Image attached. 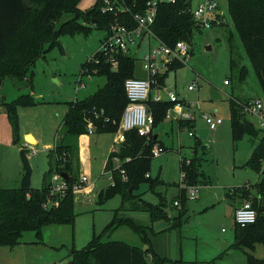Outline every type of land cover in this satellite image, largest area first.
<instances>
[{"label":"rangeland","instance_id":"rangeland-1","mask_svg":"<svg viewBox=\"0 0 264 264\" xmlns=\"http://www.w3.org/2000/svg\"><path fill=\"white\" fill-rule=\"evenodd\" d=\"M97 2L98 0H83L79 7L81 11L87 12ZM219 2L227 24L194 31L192 44L188 45L191 55L186 64L170 72L165 89L158 91L164 98H167V92H175L180 100L187 102L184 112L192 115L195 120V135L190 136L189 129L173 119L166 118L160 123L155 134L160 136V141L167 150L160 157L153 158L150 172L152 180L133 190L137 199L129 202L119 212V217L133 219L145 226L154 254L175 264H205L210 261L215 264H247L244 251L231 248L235 242L234 208L239 203L236 195L233 196L232 189L247 187L253 197H258L260 193L257 186L259 175L247 167L253 150L259 144V138L245 136L241 141L233 140L230 101L263 99V93L231 20L228 0ZM72 18V14L66 13L60 18L58 25ZM86 26L91 29L88 34L65 33L59 37L58 46L50 49L46 44L45 55L33 68L32 88L27 83L16 85L11 78L0 83V171L2 167L12 166L20 157L18 147L12 144L14 130L3 102H12L29 93L37 101L34 106L18 107L20 134L30 132L40 139L31 158L35 174L32 179L33 188H41L44 174L50 169L49 151L44 149V144L49 143L54 148L65 134L62 124L68 104L95 93L106 83V79L99 76H84L82 84L78 83L83 65L100 50L106 34L103 29L92 24ZM152 46L159 45L152 41ZM147 51L146 41L139 51H133L136 58L135 73L141 78L147 75L143 69ZM244 67L247 73L245 80H241V70ZM226 80L230 83L229 86L225 85ZM212 89L217 90L222 98L213 100ZM207 114L220 117L223 124L217 130H211L204 119ZM246 118L257 129H262L256 117L247 115ZM100 135L103 136L97 146ZM91 137L94 171L90 181L98 179V183L95 184L88 203L76 206L78 216L74 234L72 232L67 246H61L57 250L47 246L32 248L35 254L29 264H69L72 261H68L71 248L75 246L77 250H83L87 247L94 236L101 234L111 223L115 211L122 206V200L118 196L103 206L98 204L97 197L101 190L111 185L109 177L100 169L115 136L95 134ZM196 142L206 146L204 156L201 150L193 154L190 147ZM192 157L199 159V171L204 175L197 185L199 192L196 197H192L188 189L184 193L185 184L181 173L182 158L190 163ZM74 176L78 177L79 172L76 171ZM16 186L15 182L0 183L3 188ZM183 194H186L184 202ZM139 197L155 208H163L170 219H174L182 208V205L179 208L174 206V202L181 199L188 211L185 223L177 228L173 220L160 218L152 221L148 212L138 209L141 203ZM261 201L264 205V196ZM110 241L137 244L144 250L148 248L142 238L127 226L118 228L104 238V242ZM258 249L264 256V246L259 245Z\"/></svg>","mask_w":264,"mask_h":264},{"label":"trees","instance_id":"trees-1","mask_svg":"<svg viewBox=\"0 0 264 264\" xmlns=\"http://www.w3.org/2000/svg\"><path fill=\"white\" fill-rule=\"evenodd\" d=\"M82 1L0 0V83L6 78H11L16 85L27 83L32 88L33 68L37 61L45 55L46 44L50 49L58 46L59 37L65 33L88 34L91 29L86 25L92 24L105 32L116 22L133 26L135 17L144 13L150 0H109L118 7L117 16L112 12H102L105 0H98L95 7L87 12L81 11L79 7ZM188 7L187 0H176V3L167 1L158 3L153 31L167 46L174 47L178 41L191 45L194 31H201L195 27L194 19L187 11ZM228 8L235 30L260 83L264 99V0H228ZM66 13L72 14L73 18L58 25L62 15ZM117 61L118 65L114 68L102 53L96 52L83 65L81 75L104 77L106 83L95 93L68 104V111L62 124L65 134L49 151L50 169L44 175L42 188H32L33 172L28 158L29 151L21 149L22 173L19 187H0V247L18 246L26 232H35L38 241L42 242V231L50 225L74 226L78 215L75 202L76 193L72 186L80 178L74 176L78 171L79 138L87 135L89 121L93 122L97 134L117 133L122 115L129 102L125 82L129 78L138 77L135 73V57L119 54ZM184 65L185 63L182 62H174L164 74L156 78V84L160 88L165 87L170 72ZM246 73L247 69L244 67L241 70V80H245ZM180 102L185 103L184 100ZM244 102L246 101L236 99L230 101L232 136L235 142L241 141L245 136L259 138V144L253 150L247 167L262 175L263 180L257 183L261 198L253 197L247 187L232 189L233 196L236 195L243 201L252 202L257 212V221L246 228L235 224V243L231 248L243 250L247 264H264V259L254 255L257 245L264 246V205L261 201L264 196V129H257L242 114L240 103ZM36 104L37 101L30 93L23 94L12 102H3L14 130L12 144L19 145L22 140L19 131L18 107ZM146 104L154 116V132L167 118L168 111L176 106L174 102H155L152 99ZM178 123L194 133V120L180 119ZM155 135L153 133L148 139L139 136L135 130L130 131L126 133L125 142L110 154L106 171L115 167L114 157L120 158L121 161L132 158V161L122 165L126 179L119 170L113 172L115 185H110L98 194V204L103 206L118 196L122 200V206L115 211L111 223L101 234L95 235L87 247L83 250L71 249L73 264H175L154 254L145 226L133 219L119 217V212L123 207L137 199L134 191L130 193V188L135 190L140 184L152 180L150 174L153 160L152 150L157 144L164 147L158 138L155 139ZM191 149L194 155L199 150L202 156L206 153V146L200 142H196ZM191 159L190 163L183 158L181 160V173L185 174L182 180L185 184L184 193L187 188L199 185L201 179L204 178L199 171V159L193 157ZM54 173H67L70 176L68 181L70 189L57 206L45 208L44 204L49 199L50 182ZM182 200L183 202L186 200V194H183ZM142 201L139 197L141 203L138 209L148 212L152 221L160 218L173 220L174 226L181 228L187 219L188 211L181 199H179V206L174 205L178 208L182 205L174 219H170L163 208H155ZM122 226H127L138 234L148 248L144 250L123 241L104 242L106 236ZM205 264L215 263L210 261Z\"/></svg>","mask_w":264,"mask_h":264},{"label":"built area","instance_id":"built-area-1","mask_svg":"<svg viewBox=\"0 0 264 264\" xmlns=\"http://www.w3.org/2000/svg\"><path fill=\"white\" fill-rule=\"evenodd\" d=\"M163 0H150L147 3V8L143 14L135 17V25L126 26L120 23H114L105 34V38L101 44L98 52L102 53L107 62L111 63L114 68L117 67V55H130L135 57L133 51H139L142 44L146 41L148 44V51L143 59V69L146 72V77L129 78L125 82V91L128 97V105L126 106L122 115L119 129L115 134L114 144L120 146L126 140V133L130 131H137L139 136L147 137L148 139L154 133V116L147 106V102L152 99L155 102L169 101L176 103V106L169 110L167 119H183L191 120L194 118L189 113L184 112L187 102L181 103L178 95L175 92H167V98H164L158 91L165 89L157 85L156 78L164 74L170 65L174 62H182L186 64L187 59L191 55L189 44L184 41H178L174 47H169L163 43L154 33L153 25L157 17L158 3ZM189 7L188 13L194 19L195 27L201 31L226 25L225 14L223 7L219 0H187ZM195 5L193 6V2ZM167 2L176 3V0H168ZM118 7L112 4L109 0H105V6L102 9L103 13L118 14ZM152 41H156L159 46L153 47ZM97 63L99 61H96ZM83 75L79 78V84L83 82ZM230 83L226 80L225 85ZM156 85V90H154ZM83 86V85H82ZM192 89V87H189ZM155 91V92H154ZM154 92V93H153ZM242 114L246 117H256L259 121L260 128L264 129V99L247 100L240 103ZM95 111V110H94ZM103 113V111H102ZM98 117V114H96ZM204 119L211 130H217L222 124L223 120L214 115H204ZM87 135L95 133V126L93 122H88ZM190 136L194 133L190 132ZM165 148L157 144L152 150V157L158 158L164 152ZM115 167L112 170H104L103 174L109 177L111 185L114 186L113 172L119 170L123 178L126 179L125 170L122 168L123 163H129L132 158H126L121 161L120 158L114 157ZM185 174H182V180ZM89 184V178L82 176L79 181L74 183L72 189L75 193L85 190ZM50 195L45 208L57 206L59 201L65 197L66 192L70 189L68 181L64 179L61 174L54 173L50 182ZM192 197H196L199 188L193 186L187 188ZM179 206V201L174 203ZM235 224L241 228H246L256 223L257 212L252 206L251 201H245L243 204L235 209L234 212Z\"/></svg>","mask_w":264,"mask_h":264},{"label":"crops","instance_id":"crops-1","mask_svg":"<svg viewBox=\"0 0 264 264\" xmlns=\"http://www.w3.org/2000/svg\"><path fill=\"white\" fill-rule=\"evenodd\" d=\"M227 86H229V85H227ZM173 120H175L177 123L179 122L177 117H176V119H173ZM154 133H156V131ZM95 134H97V133H95ZM95 134H93V135H95ZM26 135H31L35 140V144L29 143L28 141H26L24 138ZM156 135H157L158 140L160 141V136L158 134H156ZM101 136H103V135H100L98 142H96L97 146L99 145L100 138H102ZM114 136H115V134H114ZM21 137H22L21 143L19 145H14V144L13 145L15 147H18L19 154L21 152V149H23V148L27 149L29 151L28 158H29V161L31 164V158H32L33 151H36V146L39 145L40 139L37 138L36 135H34L30 132H26L24 134H21ZM114 139H115V137H114ZM114 139L112 141V144L109 146V148L106 151L107 155H106V158H104L102 168L100 169L102 172H104V170L106 168L110 154L116 148H118V145L114 144ZM92 142H93V139H92L91 135H83L79 138V141H78V144H79V161H78L79 176L80 177L87 176L89 178V184L86 186V188H85V190H83V192L81 191V193L78 192V194H76V197H75L76 206L79 204L84 206L88 203V201L90 200V196L94 192V189L96 186L95 184L98 183L97 182L98 179H97V181H94V180L90 181V179L93 176V171H94L93 170V164H92V149H91L92 148ZM191 147H193V146H191ZM44 149L47 151H51L53 149V145H51L49 143L44 144ZM95 160H97V159L95 158ZM31 167H32V164H31ZM32 172H33L32 173V179H33L35 176L33 167H32ZM21 173H22V162H21V158L19 157V160L17 159L13 163L12 166L8 165L7 168L2 167V169L0 171V183L11 184L12 182H15L17 185L16 186V188H17L20 185ZM262 178H263V176L259 175V181L258 182L262 181ZM42 186H41V188H42ZM1 188H3V187H1ZM33 189H40V188H33ZM235 197L239 199V203L236 204V206L234 208V212H235V209L240 207L243 204V202H245L239 196H235ZM74 226H75V224H74ZM74 226H69V225H50V226H47L42 231V235H43V241L42 242L38 241V238H37L35 232L24 233V235L21 239V242L18 246L14 247V248L0 247V264H29V261H31L30 259L33 260L32 255L35 254L33 252L32 248H38L39 246H47V247L51 248L52 250H57V248H59L61 246H67L69 241H70V238L72 237V232L74 234ZM73 237H74V235H73ZM127 244H129V243H127ZM129 245L136 246L139 248H143L137 244H129ZM258 246L259 245H257L255 248L254 255L257 258L264 259V256L259 252ZM73 248H75V246H73ZM257 251L259 252V254ZM69 257L70 258L68 259V261H71V255H69ZM35 260H36V258H35ZM246 261H247V259H246ZM53 263L58 264V262H53Z\"/></svg>","mask_w":264,"mask_h":264},{"label":"water","instance_id":"water-1","mask_svg":"<svg viewBox=\"0 0 264 264\" xmlns=\"http://www.w3.org/2000/svg\"><path fill=\"white\" fill-rule=\"evenodd\" d=\"M211 97H212L213 100H217V99H221L222 98V96L220 95V93L217 90H215V89H212L211 90ZM29 137L32 138L31 135H26L25 136V140L28 141L29 143H32L31 141H29ZM155 139H157V135H155ZM61 176L64 179H66L67 181L70 180V176L67 173H61ZM133 190H134L133 188L130 189V193L131 194L133 193ZM69 264H73V262L71 261Z\"/></svg>","mask_w":264,"mask_h":264},{"label":"bare ground","instance_id":"bare-ground-1","mask_svg":"<svg viewBox=\"0 0 264 264\" xmlns=\"http://www.w3.org/2000/svg\"><path fill=\"white\" fill-rule=\"evenodd\" d=\"M29 141H31L33 144H35V140H34V138L32 137H29Z\"/></svg>","mask_w":264,"mask_h":264}]
</instances>
